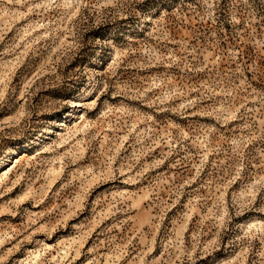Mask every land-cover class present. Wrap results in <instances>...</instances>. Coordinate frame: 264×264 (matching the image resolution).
<instances>
[{"label":"rangeland","instance_id":"obj_1","mask_svg":"<svg viewBox=\"0 0 264 264\" xmlns=\"http://www.w3.org/2000/svg\"><path fill=\"white\" fill-rule=\"evenodd\" d=\"M0 264H264V0H0Z\"/></svg>","mask_w":264,"mask_h":264},{"label":"bare ground","instance_id":"obj_2","mask_svg":"<svg viewBox=\"0 0 264 264\" xmlns=\"http://www.w3.org/2000/svg\"><path fill=\"white\" fill-rule=\"evenodd\" d=\"M8 168V167H7ZM2 170V169H1Z\"/></svg>","mask_w":264,"mask_h":264}]
</instances>
